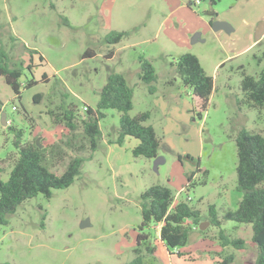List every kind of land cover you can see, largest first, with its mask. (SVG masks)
Listing matches in <instances>:
<instances>
[{"label": "rangeland", "instance_id": "374dc122", "mask_svg": "<svg viewBox=\"0 0 264 264\" xmlns=\"http://www.w3.org/2000/svg\"><path fill=\"white\" fill-rule=\"evenodd\" d=\"M194 1L0 0V47L12 64L23 63L22 82L38 80L19 98L0 75L3 179L18 155L15 128L24 130V141L46 144L66 139L68 129L63 122L56 123L50 111L61 113L73 103L80 122L86 106H96L99 91L113 72L124 74L134 87L129 115L150 112L145 124L153 125L161 137L160 155L165 159L156 171L155 159L133 155L135 138L110 143L120 131V112L107 109L100 122L104 136L99 148L85 160L75 181L53 189L51 197L40 193L24 201L8 224H0L1 262L127 263L135 257L141 194L153 184H167L174 190L175 202L188 200L201 210L207 225L205 230L194 227L188 243L177 248H167L157 235L159 228L146 229L156 248L153 264L255 263L259 249L252 225L233 220L211 224L209 206H216L220 218L237 208L243 193L237 188L235 136L243 128L264 135V110L252 106L241 88L244 73L257 77L264 68V42L237 54L264 30V21L248 27L244 22L254 13L251 6L261 0ZM212 19L228 22L231 30H215ZM112 31L126 34L119 42L108 43ZM198 33L199 39L193 41ZM89 49L92 52L85 55ZM186 52L197 55L214 79L202 117L195 115L196 101L174 65ZM141 57L155 67V93L140 78ZM30 64L32 71L27 68ZM83 220L88 222L85 227H81ZM221 229L230 238L244 239L243 248L223 246Z\"/></svg>", "mask_w": 264, "mask_h": 264}, {"label": "trees", "instance_id": "16d2710c", "mask_svg": "<svg viewBox=\"0 0 264 264\" xmlns=\"http://www.w3.org/2000/svg\"><path fill=\"white\" fill-rule=\"evenodd\" d=\"M216 1L211 0L213 3ZM213 21L212 19L211 23ZM125 34V31H112L106 40L108 43H117ZM91 52L89 49L85 55ZM140 61V78L150 84V91L155 93L157 86L153 83L158 76L155 67L145 57H141ZM174 65L196 101L195 115L202 117L214 89L213 77L206 72L198 56L190 52L177 57ZM23 68V63L12 64L8 52L0 47V75L19 98L25 88L38 83L34 77L22 82ZM27 68L32 71L33 65L30 64ZM47 79L44 75L43 80ZM241 88L252 106L264 110V68L257 77L244 73ZM35 99L39 101L40 95L37 94ZM133 99L134 87L129 84L126 76L113 72L100 89L96 106H86L85 117L80 122L77 121V106L73 103L63 107L61 113L50 111L55 122H63L68 129L69 135L66 139L60 138L46 144L36 139L24 141V130L15 128L14 145L18 155L6 180L3 179V169L0 168V224H8L10 216L24 201L40 193L51 197L53 189L69 187L75 181L82 172L85 160L92 157L93 152L99 148L100 140L104 136L100 122L106 117L107 109L120 112V131L117 139L110 140V143L122 144L126 137H133L139 140L132 150L134 156L154 159L160 155L162 139L153 125L145 124L150 118V112H141L134 117L129 115L134 106ZM235 141L238 153L237 188L243 196L237 208L228 209L221 218L216 206L210 204L209 220L216 226H221L223 220L250 223L253 240L259 249L254 264H264V135L243 128L238 131ZM87 147L89 155H85ZM68 150L75 151V154H70ZM179 158L182 160V155ZM58 165H61V171L55 169ZM192 179V175L188 177L187 190ZM175 200L174 190L167 184H153L144 190L141 194L142 222L136 237L135 257L123 264H153L156 248L150 242L151 233L146 231L152 226L155 228L161 225L160 239L167 248H177L188 243L192 229L199 228L203 221L202 213L188 200ZM220 238L223 246L233 244L237 248H243L244 239L230 238L224 229L220 231ZM232 257L233 255L229 260ZM0 264L10 263L0 261Z\"/></svg>", "mask_w": 264, "mask_h": 264}, {"label": "crops", "instance_id": "0c3cea01", "mask_svg": "<svg viewBox=\"0 0 264 264\" xmlns=\"http://www.w3.org/2000/svg\"><path fill=\"white\" fill-rule=\"evenodd\" d=\"M241 1L249 2L250 0H241ZM252 1L255 2L254 0H252ZM263 4H264V0H261L257 5L255 4L254 6H251L250 10L254 9V13H253L252 17L251 18H247V17L244 18V22H245L247 27L248 26H252L253 24L254 25H256V24L258 25V24H260L261 22L264 21V6H263ZM248 10H249V8H248ZM210 23H211V21H210ZM234 25L236 26V24H234ZM263 42H264V30L262 32L258 33V35L255 36V37L253 35L252 39H250V41L247 44H245V46L240 48V50L237 52V54H240V53H242L244 51L252 49L255 46H258L259 44H262ZM174 120H176V119L174 118ZM135 140H136V143L134 144V147L139 143L138 139L135 138ZM179 155H181V154H179ZM156 228L157 229L159 228L157 235L160 237L161 225H157Z\"/></svg>", "mask_w": 264, "mask_h": 264}, {"label": "water", "instance_id": "95a60500", "mask_svg": "<svg viewBox=\"0 0 264 264\" xmlns=\"http://www.w3.org/2000/svg\"><path fill=\"white\" fill-rule=\"evenodd\" d=\"M212 26H213V28H214L215 30H219V29H221V28H225L226 30H231V28H232L231 25H230L228 22L223 21V20H215V21H213V22H212ZM199 36H200V33L196 34V35L193 37V41H197V40L199 39ZM3 115H5V114L3 113ZM4 123H5V124H8V120H6L5 118H4ZM154 159H155V160H154V168H155L156 171H158V167H159L160 163H164L165 159H164V157L161 156V155H158V156H157L156 158H154ZM87 224H88V222H87L86 220H83V221L81 222V227H85V226H87ZM206 225H207V222H201L199 228H200L201 230H205Z\"/></svg>", "mask_w": 264, "mask_h": 264}, {"label": "built area", "instance_id": "2783aa9c", "mask_svg": "<svg viewBox=\"0 0 264 264\" xmlns=\"http://www.w3.org/2000/svg\"><path fill=\"white\" fill-rule=\"evenodd\" d=\"M194 3H200V0H195Z\"/></svg>", "mask_w": 264, "mask_h": 264}]
</instances>
